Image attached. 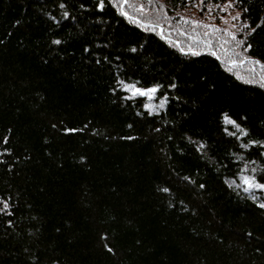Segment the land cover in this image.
<instances>
[{
    "label": "trees",
    "instance_id": "1",
    "mask_svg": "<svg viewBox=\"0 0 264 264\" xmlns=\"http://www.w3.org/2000/svg\"><path fill=\"white\" fill-rule=\"evenodd\" d=\"M116 1L0 0V264H264V87Z\"/></svg>",
    "mask_w": 264,
    "mask_h": 264
},
{
    "label": "rangeland",
    "instance_id": "2",
    "mask_svg": "<svg viewBox=\"0 0 264 264\" xmlns=\"http://www.w3.org/2000/svg\"><path fill=\"white\" fill-rule=\"evenodd\" d=\"M116 2L135 21L158 24L157 32L179 41L182 48L217 51L226 69L233 75L248 82L264 84V68L247 58L242 48L247 26L235 3L229 7L228 1L216 5L198 1L169 13L161 8L160 0ZM151 95L143 96L150 98Z\"/></svg>",
    "mask_w": 264,
    "mask_h": 264
},
{
    "label": "snow or ice",
    "instance_id": "3",
    "mask_svg": "<svg viewBox=\"0 0 264 264\" xmlns=\"http://www.w3.org/2000/svg\"><path fill=\"white\" fill-rule=\"evenodd\" d=\"M103 0H101V4H102ZM235 2V0H228L227 2V6H231L233 3ZM100 6V5H98ZM118 7H121V10L123 12V8L122 6L120 5H117ZM244 11H247V9H245ZM124 15H127V13H123ZM65 15H67V13H65ZM254 31V30H253ZM53 43H60L59 40H54ZM248 48H251L252 45L251 44H248L247 45ZM213 55H215V53H213ZM233 63H235V61H233ZM257 63H259V61H257ZM122 83V82H121ZM262 87H264V84L261 85ZM124 87L128 90H130L132 92V94L135 96V95H140V96H143V95H151L153 93H155L156 91V88L159 87L158 85L157 86H154L152 88H149V89H141L139 87H136L134 84L132 85H124ZM170 87H175V85H170ZM145 107H148V105H145ZM225 121L227 123H231L233 125H235L236 128H240V125L236 124V122L234 120H231L230 118H228L227 116H225ZM53 127H55V125H53ZM66 132L68 131H75V129H65ZM225 131H227V129H225ZM241 135H244L245 133L243 131H241L240 133ZM234 135V133H233ZM249 143H258L256 141H250ZM201 147H203L201 145ZM245 147H247V145H245ZM244 184L248 185L249 187H254V188H259V189H264V183H260V182H257L255 177H252V178H249V177H244ZM201 187H204V185H201ZM163 191H168V189H162ZM8 207V204L7 202L5 201L4 202V208L7 209ZM261 208H264V204H261L260 205Z\"/></svg>",
    "mask_w": 264,
    "mask_h": 264
}]
</instances>
